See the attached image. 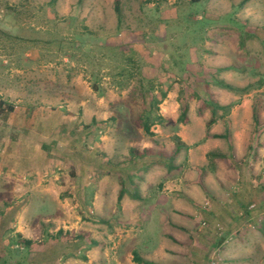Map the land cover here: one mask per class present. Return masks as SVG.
Returning <instances> with one entry per match:
<instances>
[{
  "label": "rangeland",
  "instance_id": "rangeland-1",
  "mask_svg": "<svg viewBox=\"0 0 264 264\" xmlns=\"http://www.w3.org/2000/svg\"><path fill=\"white\" fill-rule=\"evenodd\" d=\"M119 1L121 21L116 0H0V264H264L258 202L241 223L214 215L237 173L264 199V0ZM197 90L232 105L211 129L229 138H206Z\"/></svg>",
  "mask_w": 264,
  "mask_h": 264
},
{
  "label": "trees",
  "instance_id": "trees-1",
  "mask_svg": "<svg viewBox=\"0 0 264 264\" xmlns=\"http://www.w3.org/2000/svg\"><path fill=\"white\" fill-rule=\"evenodd\" d=\"M147 1L152 2L153 0H147ZM199 1L200 0H192L193 3H196ZM247 1H249V0H243L242 2L245 3ZM241 4H243V3H241ZM115 12L117 13L118 17L120 18L119 20L121 21L122 10H121V4H120L119 0H116ZM229 69H231V68H220L219 71H227ZM202 80L206 83V85L209 84V81H208L209 79L203 77ZM214 81H215L217 86L221 87L222 89L231 91V92H244V91L249 90L248 87H245L243 89L235 87L234 85H232V84H230V83H228L222 79H216ZM148 93L151 94V91L149 90ZM186 94H187V92L185 91V88H182L181 97L182 96L184 97L182 100L185 103L187 102ZM165 97H166V93H163L160 96V98H157L154 95L150 96V98H151V100H153L154 104H151L150 108L148 110H146L144 118H143V129H144L145 133L148 135L153 136L154 133L152 131V126L155 125L157 122L160 123L163 121V117L161 115H159L158 111H159L160 103H162V101L165 99ZM192 98L193 99L196 98L199 101V112L200 113H203V111L206 107H209L211 109V118L209 119V121L206 124V129H207L206 138L207 139H212V138L227 139V138H229L230 128H227L226 133H223V134H213V133H211V129L217 123L219 118L225 119L226 123L229 126V120L226 119V116L230 113V111L232 109V105H221L216 100L212 99V97L210 95H208V94L207 95H201L198 90L194 92V96H192ZM5 109H7L9 112H12V111H14V106L13 105H7V103L5 101H0V111H6ZM188 110H189L188 104L184 105L183 109H182V113L178 119L179 123H182L185 125L189 123ZM220 110L223 111V114L221 115V117H218V112ZM153 112L157 113V114H155L154 117H153ZM253 120H254L255 127H256V131L254 132V135L256 136L258 134V126L260 123L257 107L253 111ZM103 124H104V122L98 121V119L93 118L92 122L90 124H84L83 125V130L87 131L89 133L90 130L95 129L94 127L99 128V126H101ZM175 141L177 143V150L178 151L180 149H182L183 147H187V145L182 141L180 136H175ZM251 149H252V145H251ZM132 152L136 153L135 150H133ZM148 152H149V149H146L143 152V154L148 153ZM208 156L210 158L211 157H214V158L215 157H220V158L226 157V155L223 153H215V152L208 153ZM166 164H167V167H169V169H172V163L166 162ZM198 169L201 170V168H198ZM124 194H125L124 191L121 190L119 193V196H118L119 201H121L123 199ZM132 198L133 199H139L140 196L137 195L136 193H133ZM59 234H62V231H60ZM17 242L24 249L28 250L29 253L34 252L35 251L34 249L37 247V244L33 240L26 239L21 234H18ZM134 260L137 264H160V263H157V262L143 258L142 256L139 255L138 252H134Z\"/></svg>",
  "mask_w": 264,
  "mask_h": 264
},
{
  "label": "crops",
  "instance_id": "crops-1",
  "mask_svg": "<svg viewBox=\"0 0 264 264\" xmlns=\"http://www.w3.org/2000/svg\"><path fill=\"white\" fill-rule=\"evenodd\" d=\"M235 183V199H231V203L226 204L225 199H215V202L219 205L216 208L215 216H219L220 218H228V217H235V221L248 220L253 214L254 211H251L250 208L255 205V202H258L260 205L259 208L264 211V199H247L246 194H250V187H249V180L250 178H246L244 181L243 179H239ZM248 176V175H247ZM263 201V202H262ZM173 202V203H172ZM171 203L174 204V209L180 207L182 204L175 201L173 199ZM221 202V203H220ZM224 204V205H223ZM235 205L233 212L231 211L229 205ZM223 205V206H222ZM232 212V213H231ZM173 214H176L173 212ZM263 214V213H261ZM174 227H178V225H173ZM224 252V251H223ZM219 264V263H218ZM224 264H235V259H227V262Z\"/></svg>",
  "mask_w": 264,
  "mask_h": 264
}]
</instances>
